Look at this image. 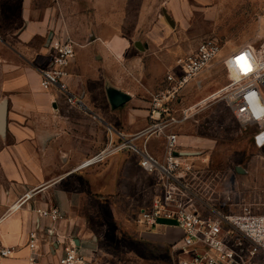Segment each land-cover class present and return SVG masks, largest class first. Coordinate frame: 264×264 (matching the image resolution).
<instances>
[{"label": "crops", "instance_id": "0c3cea01", "mask_svg": "<svg viewBox=\"0 0 264 264\" xmlns=\"http://www.w3.org/2000/svg\"><path fill=\"white\" fill-rule=\"evenodd\" d=\"M149 2L0 0V104H6L0 128V248L11 249L0 255V264H31L28 232L37 225L44 239L38 231L36 264H58L69 241L99 264L103 252L85 207L96 210V202L111 211L110 197L125 195L126 185L151 176L128 149L79 166L105 147L110 131L132 134L147 125L149 98L126 88L125 102L113 106L110 94L119 92L123 68L146 66L143 58L152 47ZM165 4L174 7V0ZM65 38L75 43L67 84L81 104L73 107L39 84L51 43ZM46 207H57L63 219L51 223L36 213ZM49 227L58 236L46 234Z\"/></svg>", "mask_w": 264, "mask_h": 264}, {"label": "built area", "instance_id": "2783aa9c", "mask_svg": "<svg viewBox=\"0 0 264 264\" xmlns=\"http://www.w3.org/2000/svg\"><path fill=\"white\" fill-rule=\"evenodd\" d=\"M220 50L219 40L208 37L177 58L165 71L160 87L150 92L147 125L132 134L110 131L105 147L79 165L97 164L122 149L138 156L139 166L151 175L153 187L150 200L139 207L136 220L147 229L166 226L179 230V237L171 243L169 264H264V211H260L264 203L242 201L234 211L217 205L212 189L215 177L207 173L204 176V170L194 165L192 153L182 149L181 135L172 130L196 114L199 102L182 110L175 109V105ZM74 56L75 43L70 38L53 41L50 62L40 70L39 80L41 89L54 90L69 107L81 104L67 84ZM223 64L232 77L221 92L222 98L243 126L255 128L254 146L264 148V51L242 45L231 50ZM152 137L161 141V157L149 150ZM36 213L51 223L63 219L57 207L37 208ZM38 231L43 238L44 228L38 225L28 232L31 264H36ZM45 232L58 236L51 227ZM56 240L63 242L59 237ZM10 252V248H0L1 256ZM57 263L93 264L71 241L64 246Z\"/></svg>", "mask_w": 264, "mask_h": 264}, {"label": "rangeland", "instance_id": "374dc122", "mask_svg": "<svg viewBox=\"0 0 264 264\" xmlns=\"http://www.w3.org/2000/svg\"><path fill=\"white\" fill-rule=\"evenodd\" d=\"M166 1L150 0L152 47L143 58L146 66L138 65L133 72L123 68L117 90L129 95L124 89L131 88L134 94L148 99L177 58L194 50L204 38L216 37L220 52L196 75L175 105L182 110L199 102L196 114L172 130L181 135L182 149L192 153L194 165L204 170V176L215 177L212 189L217 205L234 211L242 201L264 203V148L254 146L255 128L243 126L221 94L232 77L224 67V57L242 45L264 51V0H174V7H168ZM120 5L119 14H125ZM158 63L162 67H157ZM160 143L152 137L149 150L162 151ZM237 167L243 171L238 172ZM152 187L151 176L139 178L126 185L125 195L110 197L111 211L96 202H92L96 210L85 207L87 222L103 252L99 264H169L171 243L179 237V230L147 229L136 220L139 207L152 196ZM260 207L264 211V204Z\"/></svg>", "mask_w": 264, "mask_h": 264}, {"label": "water", "instance_id": "95a60500", "mask_svg": "<svg viewBox=\"0 0 264 264\" xmlns=\"http://www.w3.org/2000/svg\"><path fill=\"white\" fill-rule=\"evenodd\" d=\"M126 95L118 92L113 91L110 94V101L113 106L121 105L125 102ZM5 114H6V104L5 102H2L0 104V128H4V122H5ZM238 172H242L243 170L240 167H237Z\"/></svg>", "mask_w": 264, "mask_h": 264}]
</instances>
